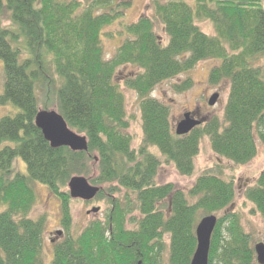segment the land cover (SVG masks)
I'll return each instance as SVG.
<instances>
[{
	"label": "trees",
	"instance_id": "obj_1",
	"mask_svg": "<svg viewBox=\"0 0 264 264\" xmlns=\"http://www.w3.org/2000/svg\"><path fill=\"white\" fill-rule=\"evenodd\" d=\"M128 3L123 1V10ZM152 3V16L123 25L127 38L107 59L102 37L124 15L118 4L0 0V58L6 75L0 106L12 102L21 108L0 119V146L12 143L0 148V264H47V217L31 216L35 182L60 201L64 230L52 241L51 264H191L199 221L222 211L209 264H259L251 234L231 210L237 195L233 179L224 178L221 169H207L187 193L173 183H158L157 176L163 162L173 163L181 175H193L204 137L219 157L238 165L256 157L258 140L264 145V65L257 64L264 59V2ZM198 19L210 20L216 34L205 33ZM157 25L168 35L166 44ZM207 59L220 61L210 71V84L231 83L224 120L214 116L189 134L177 135L170 106L151 93ZM124 65L139 69L126 79L140 100L144 137L139 148L133 147L131 117L116 80ZM190 87L191 78L175 85L177 91ZM41 98L43 108L57 110L88 137V151L51 146L35 123ZM17 156L26 162L28 175L14 169ZM74 175L106 185L95 199L110 206L104 220L90 221L78 235L71 233L74 199L68 184ZM245 197L264 214V170Z\"/></svg>",
	"mask_w": 264,
	"mask_h": 264
},
{
	"label": "rangeland",
	"instance_id": "obj_2",
	"mask_svg": "<svg viewBox=\"0 0 264 264\" xmlns=\"http://www.w3.org/2000/svg\"><path fill=\"white\" fill-rule=\"evenodd\" d=\"M78 1L83 4V6H88L97 0ZM123 1L129 2L125 5L127 7H125L124 10ZM109 5L111 7H115L116 5L119 6V10L124 11V15L122 13L113 24L104 29L102 43L105 57L107 59H111L116 54L118 48L127 38V35L123 30V25L136 22L139 18L145 15L152 16L154 10L152 0H110ZM197 22L205 33L209 35L216 34L215 28L210 20L198 19ZM156 31L161 40H163V43L166 44L168 42V35L165 29L161 25H157ZM219 62L220 61L217 59L203 60L191 71L167 80L153 90L151 93L153 97L160 99L170 106L171 120L174 128H176V125L183 119L184 114L190 111L200 114V116L204 117L206 120H210L214 116H217L222 121L224 120V112L230 93L231 83L229 80H224L218 85H213L210 84L209 81L211 69L218 65ZM257 64L264 65V59H259ZM138 70L137 67L132 65H124L118 70L116 76V80L126 98L128 116L131 117V126L128 131L133 136V147L135 148H139L144 137L140 100L136 91L130 89L126 85V79L130 77V75L138 72ZM188 78H191L192 80V87L185 91H177L175 85L181 84ZM5 79L4 62L0 58V94L4 92ZM216 92L220 94V97L217 104L212 106L209 104V99ZM39 104L40 109H45L43 108L44 105L42 98L40 99ZM52 104L53 103H50L48 106H52ZM51 108L52 107L49 109ZM19 111H21L19 106L12 102H8L7 104L0 106V119L6 115H15ZM6 144L12 143L5 142L0 148ZM151 150L161 156L158 148L152 147ZM195 166V173L191 176H185L178 172L173 163L163 162V165L158 172L157 181L161 184L173 183L178 188H181L188 193L198 175L203 171L211 168L215 170L221 169L223 177L226 179H233L237 188L236 199L231 210L238 212L241 216L242 225L245 230L251 234L253 246L258 242H264V214L256 211L254 209V204L248 201L245 197L246 188L254 184L260 173L264 170V145L258 140V153L256 157L246 164L238 165L232 161L219 157L213 151L209 137H204L201 142L200 151L195 158ZM13 167L16 171L28 175L26 162L21 156H17L14 159ZM94 174L96 176V172ZM32 185L35 189L37 199L31 212V216L33 218H38L40 216L47 217V226L44 233V253L46 263L51 264L54 256V242L52 241L59 240L60 236L57 235V231L64 230L61 224L60 201L53 193H51L46 185L39 182H35ZM103 186L106 187V185L100 187ZM190 201H193V199ZM71 206L74 216L73 227L71 229L73 235H78L92 220H104L110 207L105 199H94L89 202L74 199ZM94 207H100L101 210L98 213L89 214L88 211ZM2 209L3 207H0V211ZM223 214L224 212L222 211L215 213L214 215L220 217ZM164 258L168 259V251L164 254Z\"/></svg>",
	"mask_w": 264,
	"mask_h": 264
},
{
	"label": "water",
	"instance_id": "obj_3",
	"mask_svg": "<svg viewBox=\"0 0 264 264\" xmlns=\"http://www.w3.org/2000/svg\"><path fill=\"white\" fill-rule=\"evenodd\" d=\"M219 97L218 92L214 93L209 99V104L216 105ZM35 123L42 130L44 137L52 147L67 146L74 151H88V137L73 130L64 116L57 110L39 109ZM202 123V120L193 117L192 112H186L183 119L176 125V134L180 136L189 134ZM68 188L73 199L87 202L94 200L101 190L100 186L93 185L87 177L82 175H74L68 184ZM100 210V207H94L88 213H98ZM218 219L219 217L212 214L202 217L199 221L196 229L197 248L191 264H209L211 239ZM62 234V230L57 231V235L61 236ZM254 249L258 263L264 264V242L256 243Z\"/></svg>",
	"mask_w": 264,
	"mask_h": 264
},
{
	"label": "flooded vegetation",
	"instance_id": "obj_4",
	"mask_svg": "<svg viewBox=\"0 0 264 264\" xmlns=\"http://www.w3.org/2000/svg\"><path fill=\"white\" fill-rule=\"evenodd\" d=\"M190 112H192V115H193L194 118H197V119L202 120V121H203L202 124H205V123L208 121V120H206L204 117H201L200 114H198V113H196V112H194V111H190ZM205 120H206V121H205Z\"/></svg>",
	"mask_w": 264,
	"mask_h": 264
}]
</instances>
